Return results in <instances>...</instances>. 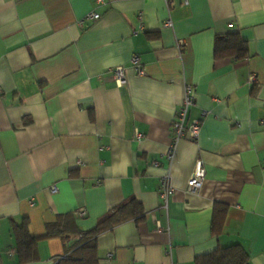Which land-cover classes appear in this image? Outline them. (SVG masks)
<instances>
[{
    "label": "crops",
    "instance_id": "1",
    "mask_svg": "<svg viewBox=\"0 0 264 264\" xmlns=\"http://www.w3.org/2000/svg\"><path fill=\"white\" fill-rule=\"evenodd\" d=\"M230 32L247 54L215 58ZM187 85L200 129L172 143ZM131 199L142 217L97 237L98 264H195L231 244L264 264V0H0V264H18L13 224L40 236L72 213L89 230ZM215 203L227 207L216 236ZM75 240L40 239L24 264H53Z\"/></svg>",
    "mask_w": 264,
    "mask_h": 264
},
{
    "label": "trees",
    "instance_id": "2",
    "mask_svg": "<svg viewBox=\"0 0 264 264\" xmlns=\"http://www.w3.org/2000/svg\"><path fill=\"white\" fill-rule=\"evenodd\" d=\"M214 57L224 58L236 56L242 58L247 54L246 44L237 32L216 35L213 46ZM226 206L215 203L212 211L211 233L218 235L222 231ZM143 215L141 204L131 199L101 217L89 230H80L72 213L57 216L53 223L45 226L40 236H31L27 228V220L21 224L12 225V235L15 240L17 263L24 264L36 258L37 242L43 238L69 236L76 238L73 245L67 248L65 255L53 264H98L97 237L116 225L130 219L139 220ZM195 264H250L248 253L238 244H231L202 254L195 259Z\"/></svg>",
    "mask_w": 264,
    "mask_h": 264
},
{
    "label": "built area",
    "instance_id": "3",
    "mask_svg": "<svg viewBox=\"0 0 264 264\" xmlns=\"http://www.w3.org/2000/svg\"><path fill=\"white\" fill-rule=\"evenodd\" d=\"M104 0H94L95 4H102ZM99 18V14L91 11L87 13L82 19H80L77 24L82 26L86 21H93ZM165 25H170V22L167 21ZM137 57L133 56L130 58V63L134 68V71L137 75H143V70L137 65ZM113 78L117 85H123L126 81V77L124 71L121 67H115L111 69ZM193 104V96H192V87L187 85L184 90V95L179 107L176 110L175 118L171 121L170 124V138L172 143H176L181 138H187L191 141L195 140L199 129L200 122L198 120H191L187 122V112L188 108ZM139 133H136V137H140ZM168 158L171 157L170 153L167 154ZM155 164V163H154ZM204 169L199 161H197L194 165V169L190 176L187 179L186 186L187 190L190 192L197 191L204 180ZM52 191L55 190V187L51 188ZM159 195L164 200V207L167 205L168 198L173 193V187L169 184L166 178L161 179L159 188ZM79 215H83L84 211H78ZM158 230L162 231V228L157 224Z\"/></svg>",
    "mask_w": 264,
    "mask_h": 264
}]
</instances>
